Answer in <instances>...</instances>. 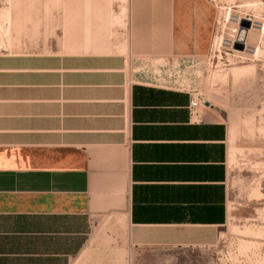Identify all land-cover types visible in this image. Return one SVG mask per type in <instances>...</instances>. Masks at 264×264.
Segmentation results:
<instances>
[{"label":"crops","instance_id":"crops-1","mask_svg":"<svg viewBox=\"0 0 264 264\" xmlns=\"http://www.w3.org/2000/svg\"><path fill=\"white\" fill-rule=\"evenodd\" d=\"M52 2L38 15L80 26V54L68 40L0 59V264H128L216 240L229 130L210 101L190 111L215 4ZM98 217L123 231L94 232Z\"/></svg>","mask_w":264,"mask_h":264},{"label":"rangeland","instance_id":"rangeland-1","mask_svg":"<svg viewBox=\"0 0 264 264\" xmlns=\"http://www.w3.org/2000/svg\"><path fill=\"white\" fill-rule=\"evenodd\" d=\"M49 2L0 0V59L22 54L27 63L33 53H63L68 40L80 54V26L65 33V17L38 15L55 9ZM213 3L214 37L207 56L196 60V88L229 130L228 220L216 240L196 250L147 252L128 264H264V0ZM112 221L96 218L93 231H123Z\"/></svg>","mask_w":264,"mask_h":264},{"label":"built area","instance_id":"built-area-1","mask_svg":"<svg viewBox=\"0 0 264 264\" xmlns=\"http://www.w3.org/2000/svg\"><path fill=\"white\" fill-rule=\"evenodd\" d=\"M211 2H215L216 0H209ZM207 101V100L203 94L199 91H196L193 95H192V98H191V102H190V111L192 113H196L198 112L199 108L201 105H204Z\"/></svg>","mask_w":264,"mask_h":264},{"label":"water","instance_id":"water-1","mask_svg":"<svg viewBox=\"0 0 264 264\" xmlns=\"http://www.w3.org/2000/svg\"><path fill=\"white\" fill-rule=\"evenodd\" d=\"M207 105H210V102H206Z\"/></svg>","mask_w":264,"mask_h":264},{"label":"bare ground","instance_id":"bare-ground-1","mask_svg":"<svg viewBox=\"0 0 264 264\" xmlns=\"http://www.w3.org/2000/svg\"><path fill=\"white\" fill-rule=\"evenodd\" d=\"M250 241V240H249ZM251 243V242H250ZM255 243V242H254ZM249 245V244H248ZM250 246V245H249Z\"/></svg>","mask_w":264,"mask_h":264}]
</instances>
